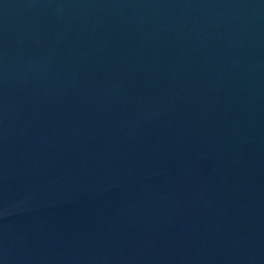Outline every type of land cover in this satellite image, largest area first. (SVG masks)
<instances>
[{"label": "water", "instance_id": "1", "mask_svg": "<svg viewBox=\"0 0 264 264\" xmlns=\"http://www.w3.org/2000/svg\"><path fill=\"white\" fill-rule=\"evenodd\" d=\"M0 264H264V0H0Z\"/></svg>", "mask_w": 264, "mask_h": 264}]
</instances>
